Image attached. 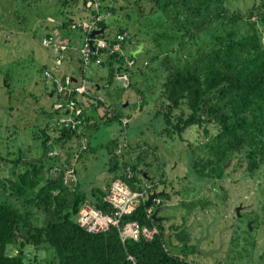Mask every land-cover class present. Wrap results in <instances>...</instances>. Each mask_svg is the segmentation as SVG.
I'll list each match as a JSON object with an SVG mask.
<instances>
[{
    "label": "rangeland",
    "instance_id": "rangeland-1",
    "mask_svg": "<svg viewBox=\"0 0 264 264\" xmlns=\"http://www.w3.org/2000/svg\"><path fill=\"white\" fill-rule=\"evenodd\" d=\"M61 1L0 0L1 180L10 177L13 159L22 155L24 162L19 163L17 170L23 172L27 162L41 157V128L53 121L55 115L53 104L57 99L51 96L50 84L43 73L44 66L51 64L52 56L51 48L43 43L44 37L51 32L60 41L73 40L76 44L83 41L84 34L79 30L60 27L71 7L63 6ZM135 1L102 0V8L117 6L115 13L101 11L104 20L110 22L105 35L112 36L123 28L128 37L123 43L125 54H119L127 58L134 53L137 64L128 71L129 87L109 77V66L92 68L91 77L102 84L110 83V91L102 89L101 93L109 91L107 98L115 112L123 111L131 121L127 128L118 119L107 121L102 107L98 108L92 123L96 121L97 127L90 128L89 149L75 166L79 185L89 196L94 189L106 190L114 180L115 171L120 172L126 161L135 162L144 179H167L168 184H161L159 188L167 187L171 197L158 216L163 218L167 236H173L174 242L172 224L185 225L191 243L198 244L194 257L199 264H264V164L250 173L245 171V165L231 160L223 178L201 177L193 164L198 156L207 154L204 141L196 143L200 139L193 130L189 131L188 138L196 141L190 147L177 134L171 136L164 132V119L156 116V111L164 109L167 102L164 83L168 70L161 61L167 54L180 62L187 56H196L205 42L206 31L184 44L176 36L185 32L184 25L199 24L207 17L188 10L180 0H160L164 12L158 15L150 13L158 6L155 0H142L148 12L144 16ZM168 2L175 3L167 6ZM253 6L264 12V0H211L207 15L233 11L249 14ZM235 26L240 34L252 30L246 19ZM216 28H223L221 19L214 21L210 30ZM258 28L264 41V24L259 23ZM172 36L175 37L171 40ZM178 47L181 53L176 51ZM72 65L78 67L77 62ZM51 114L54 115L50 117ZM113 139H118V143L112 145L114 151L110 152L107 144ZM74 140L78 146V140ZM114 157L119 164L117 170L112 169ZM4 192L1 187L0 196ZM241 205L244 207L238 215L236 208ZM250 221L252 230L248 226ZM9 252L15 254L17 249L10 246ZM25 254L27 264L50 263V254L43 246L27 245Z\"/></svg>",
    "mask_w": 264,
    "mask_h": 264
},
{
    "label": "trees",
    "instance_id": "trees-1",
    "mask_svg": "<svg viewBox=\"0 0 264 264\" xmlns=\"http://www.w3.org/2000/svg\"><path fill=\"white\" fill-rule=\"evenodd\" d=\"M141 1L135 2L139 7V13L146 16L148 12ZM210 1L180 0L188 10L207 17V20L199 24L183 26L186 28L185 32L176 36L181 40V44L195 40L205 31L207 37L204 44L198 48L196 56H187L180 62L167 54L161 61L168 70L164 83L167 102L164 109L156 111V116L163 117L164 132L171 136L177 134L190 147L196 142L188 138L189 131L193 130L200 139L196 143L204 141L203 147L207 153L205 156H198L193 167L197 168L195 170L201 177L221 179L225 175V165L229 160L238 162L240 166L245 165V171L250 173H254L264 164V41L258 28L259 23L264 24V12L253 6L249 14L233 11L231 14L218 12L207 15ZM86 2L87 0L61 1L63 6L71 7L60 27H71L73 20H92L97 12L93 7L87 8ZM155 2L158 6L149 12L162 14L164 10L160 7V0ZM171 3L175 2H168L167 6ZM116 7L110 5L102 10H111L115 13ZM254 16L257 17L256 20H252ZM219 19L223 28L210 30L213 22ZM244 19L249 21L252 30L240 34L235 24ZM107 21L99 22V26L108 28L110 22ZM76 30L82 33L80 29ZM119 32H124V29L120 28ZM174 37L172 36L171 40ZM72 42L73 40H69L70 46ZM72 50L74 49H69L67 53L72 55ZM176 51L181 53L179 47ZM78 54L80 55L79 50ZM159 55L151 60L154 61ZM132 56L135 58L134 53ZM125 59V56L114 53L103 62V66L110 67L111 79L116 71L131 69ZM135 60L137 63L136 58ZM46 67L48 65L44 66V70ZM84 105L86 113L87 109L90 112L85 130L90 136L92 130L90 128L97 127V122L89 124V120L96 117L98 108L93 109L87 104ZM90 109L95 112H91ZM103 115L107 117V121L115 119L121 121L124 112L117 110L115 115L109 118L108 115ZM52 122L41 128L43 148L41 157L27 162L28 167L21 172L17 170L19 163L24 162L20 155L11 162L13 165L10 167V177L1 180L0 176V189L3 187L5 191L0 196V264H27L25 254L27 245L47 248L50 254L49 264H134L129 255L135 256L136 264H199L194 257L198 252V244L191 243V236L186 227L184 228L185 225L172 224L171 228L175 231L176 237L174 242L173 236H167V227L163 221H157L153 216L148 217L145 204L124 216L121 224L138 221L150 227L156 225L159 232L151 240L142 237L139 240L128 239L124 242L119 229L115 226L99 233L88 232L82 228L76 221V215L86 200L89 199L98 208L107 212L111 211L103 201L110 183L106 190L97 192L94 191L96 189L92 190L94 193L91 196L81 189L80 185L72 190L64 183L62 176L67 165L61 164L62 171L53 170L60 159L54 161L48 155L52 148L48 141L54 138L55 133L56 142L64 144L63 139L69 141L75 134L57 124L54 128ZM117 143L118 139L108 142L107 148L110 152L114 151L112 145ZM63 148L67 149L64 145ZM111 160L112 169L117 170L118 161L115 157ZM128 166L134 170L133 180L141 182L144 175L141 174L138 164L131 161H126L120 172L115 171L113 179L118 176L124 177V171ZM150 179L156 182L155 178ZM162 180L161 178L160 181ZM129 182L133 183L131 180ZM161 184L166 186L167 179L160 182ZM155 187L158 188L159 185L155 183ZM163 189L166 190L161 196L166 203L170 200L171 194L167 187ZM10 246L17 249V253L11 254Z\"/></svg>",
    "mask_w": 264,
    "mask_h": 264
},
{
    "label": "built area",
    "instance_id": "built-area-1",
    "mask_svg": "<svg viewBox=\"0 0 264 264\" xmlns=\"http://www.w3.org/2000/svg\"><path fill=\"white\" fill-rule=\"evenodd\" d=\"M102 6V0H87L86 7H93L97 15L92 20H73L71 28L80 29L84 34L83 41L78 48L80 55L77 58V68L65 69L69 60L67 51L73 48L69 41H60L51 32L43 39L44 45L51 48L52 52L51 64L45 68L43 73L50 84L51 96H56L57 99L53 104V110L57 116L53 117L52 126L56 128L55 124H57L75 134L71 139L72 141L63 139L64 144H60L56 142V134L54 133V138L48 141V145L52 147L48 151V155L54 161L60 159L53 168L54 171H62L61 164L67 165L62 177L64 183L72 190H75L80 181L75 168L76 162L80 160L90 145L89 134L85 132L88 113L90 112L87 109L88 113H86L84 104L93 109H95L94 107H102L103 114L109 117L115 115V108L107 98L109 91L101 93L102 89L109 90L110 83L104 81L102 84L94 80L95 78L91 77V70L94 67H102L103 62L111 54H125L123 43L128 37L125 32L115 33L112 36L105 35L106 29L103 36L101 34L91 36L95 29L101 28L99 22L104 20L103 13L101 14ZM104 16L107 17V15ZM50 20L55 21L53 18ZM91 40H93L92 43ZM126 64L132 69L137 63L135 58L127 57ZM113 78L117 84L121 83L125 87L131 86V77L128 71H116ZM120 120L122 125L127 128L131 117L124 114ZM92 123L93 118L89 120V124ZM75 138L79 142L78 146ZM63 145L67 149L64 150ZM70 146L71 149H69ZM124 175V177L118 176L112 181L107 194L103 197V201L111 208V211L107 212L98 208L88 199L81 205L76 215V221L82 228L92 233L104 232L115 226L119 229L121 239L124 242L128 239L139 240L142 237L151 240L159 232L156 225L150 227L138 221H128L121 224V220L124 216L136 211L142 204L147 205L151 193L160 192L163 189L159 188L161 187L159 181L153 182L151 179H143L141 182L134 181L135 173L131 166L125 169ZM129 180L133 183H130ZM155 183L159 185L158 188L155 187ZM164 203L162 196L154 197L152 204L146 209L148 217H152L158 208L164 206ZM129 259L134 264L137 263L135 256L129 255Z\"/></svg>",
    "mask_w": 264,
    "mask_h": 264
},
{
    "label": "water",
    "instance_id": "water-1",
    "mask_svg": "<svg viewBox=\"0 0 264 264\" xmlns=\"http://www.w3.org/2000/svg\"><path fill=\"white\" fill-rule=\"evenodd\" d=\"M104 32H105V28L95 29V30L92 32L91 36L94 37V36H96V35L104 34ZM48 35H49V34H48ZM92 41H93V40H91V43H92ZM230 162H231V160H229L228 163H227L225 166L227 167V166L230 164ZM164 193H165V190L160 191V192H156V191H154L153 193H151L150 196H149V199H148V201H147V206H150V205L152 204V202H153V198H154V197L161 196V195H163ZM242 208H243L242 205H241V206H238V207L236 208V212H237L238 215H240V210H241ZM164 209H165L164 206L158 208V209L155 211V213L153 214V218H154L155 220H157V221H162L163 218H162V217H159V216H157V215H158L161 211H163ZM248 226H249L250 230H252V221L249 222Z\"/></svg>",
    "mask_w": 264,
    "mask_h": 264
},
{
    "label": "crops",
    "instance_id": "crops-1",
    "mask_svg": "<svg viewBox=\"0 0 264 264\" xmlns=\"http://www.w3.org/2000/svg\"><path fill=\"white\" fill-rule=\"evenodd\" d=\"M80 45H81V43L76 44V41L72 42V46H73L74 50H72L73 51L72 55L68 54L69 60H68V62L66 64V68H65L66 70L67 69L70 70V69H74L75 68V66L72 65V63L77 62V58H79V54H78V50L77 49L80 47Z\"/></svg>",
    "mask_w": 264,
    "mask_h": 264
},
{
    "label": "flooded vegetation",
    "instance_id": "flooded-vegetation-1",
    "mask_svg": "<svg viewBox=\"0 0 264 264\" xmlns=\"http://www.w3.org/2000/svg\"><path fill=\"white\" fill-rule=\"evenodd\" d=\"M243 207H244V206H243ZM159 214H160V213H159ZM159 214H158V215H159ZM160 217H161V216H160Z\"/></svg>",
    "mask_w": 264,
    "mask_h": 264
}]
</instances>
